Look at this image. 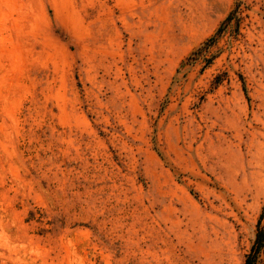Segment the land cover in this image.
<instances>
[{"label": "rangeland", "instance_id": "374dc122", "mask_svg": "<svg viewBox=\"0 0 264 264\" xmlns=\"http://www.w3.org/2000/svg\"><path fill=\"white\" fill-rule=\"evenodd\" d=\"M263 203L264 0H0V264H243Z\"/></svg>", "mask_w": 264, "mask_h": 264}, {"label": "trees", "instance_id": "16d2710c", "mask_svg": "<svg viewBox=\"0 0 264 264\" xmlns=\"http://www.w3.org/2000/svg\"><path fill=\"white\" fill-rule=\"evenodd\" d=\"M237 7L233 8L226 17L220 22L214 33L206 38L197 48H195L184 60L183 63L192 64L196 61L204 62L205 66L209 65L216 57L218 52L217 45L221 38L228 35L230 38L238 32L239 22L241 19V2L240 14ZM222 80L221 75H216L212 80L214 85H218ZM243 90L246 91L243 83ZM264 254V203L256 220L254 240L249 251L244 257L243 264H258L261 256Z\"/></svg>", "mask_w": 264, "mask_h": 264}]
</instances>
